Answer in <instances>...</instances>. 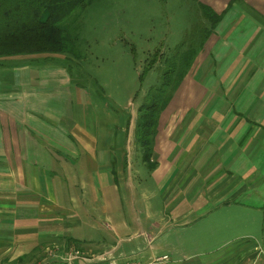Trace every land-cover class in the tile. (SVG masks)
<instances>
[{
	"label": "crops",
	"instance_id": "crops-1",
	"mask_svg": "<svg viewBox=\"0 0 264 264\" xmlns=\"http://www.w3.org/2000/svg\"><path fill=\"white\" fill-rule=\"evenodd\" d=\"M193 1L220 20L193 62L199 74L188 77L190 68L159 116L152 169L142 161L160 205L140 211L141 222L135 211L127 223L116 210L123 222L105 239L84 238L81 219L92 212L105 221L120 207L113 177L119 168L114 150L98 158L81 99L57 94L71 86L69 75L20 66L9 85H0V264H63L69 249L83 256L71 264H104L92 260L103 252L119 264H151L164 256L163 264H264V0ZM211 58L212 66L206 62ZM201 74L215 79L207 87L199 83ZM190 79L194 86L186 88ZM195 87L199 97L186 102ZM171 103L191 112L166 115ZM232 105L236 112L226 113ZM124 143L128 156L129 144L138 153L132 125ZM124 155L125 166L118 167L127 181L134 168L131 155ZM130 196L126 203L134 201ZM218 206L234 209L229 215H236L237 225L249 223L247 231L237 228L243 235L230 247L220 242L227 228L193 232L196 221L203 224Z\"/></svg>",
	"mask_w": 264,
	"mask_h": 264
},
{
	"label": "rangeland",
	"instance_id": "rangeland-1",
	"mask_svg": "<svg viewBox=\"0 0 264 264\" xmlns=\"http://www.w3.org/2000/svg\"><path fill=\"white\" fill-rule=\"evenodd\" d=\"M199 9L193 0H87L84 11L81 12L78 9L72 14L79 16L80 27L77 47L79 54L82 55L81 61H65V57L59 55L50 57V59L47 56H40L0 61V85L2 86H7L10 84L9 82H12V76L17 74L19 70L17 67L20 66L30 67V72L44 67L64 69L65 71L62 73L69 75L71 86L65 92L56 91L57 94L72 98L74 103L78 97L81 99V101L78 100L82 104L79 108H81L85 125L91 124L90 128L94 135L98 158H105L110 149L114 150L115 166L119 168L113 171V177L117 181L115 194L123 202H121L120 207L118 206V209L112 208L110 213H107L108 220L94 218L92 212L89 216L92 218H82L81 226L84 227L81 234L86 239L96 241L109 237V228L123 222L117 212L118 210L124 215L123 219L127 223L133 222L129 211H135L133 216L141 222L143 214L140 211L146 210V206L160 205L155 182L152 178L146 177L148 172L146 168H143V162L140 158L142 156L141 150L137 148L138 153H134L135 150L130 145L132 139H128L130 142L128 151L132 158L130 160L124 142L131 125L132 128L134 127L136 111L143 97L156 83V63L158 62L156 56L160 54L161 59L164 60L169 54H172L176 46L181 44L184 33L188 31L189 27L202 20ZM154 58L155 63L152 61ZM199 59V57L196 58L195 65ZM211 60L206 61L210 66L215 63L213 58ZM151 62L154 64L152 66L154 68L148 70ZM191 68L188 77H196L199 74L196 67L193 65ZM208 69H210L209 66ZM201 76L198 77L199 83L207 82V87L211 80L215 79L213 74H201ZM63 77L65 76L63 75ZM193 86L191 79L185 85L186 88ZM77 90L80 96L77 94ZM190 91L191 93L185 94L186 102H189V99L194 101V98L199 97L197 88L196 90L190 89ZM232 101L234 102V99ZM173 103L165 110L166 115L191 112L187 111V107L183 111L180 106L177 107L179 103L177 106H174ZM232 107L235 110V106L232 105L229 110L226 109V113H235L236 111L232 110ZM49 108L60 110V107L56 106ZM201 108V104L198 105L197 114L201 113ZM124 154L127 155L130 162H133L134 168L133 172L127 170V174L133 173L132 176L130 174L127 181L119 172L120 167L125 166L123 163ZM69 195L71 197V193ZM129 195L133 196L134 201L126 203V196ZM143 195L150 200L138 198ZM219 208L220 206L215 207L210 218L203 224L200 225L198 224L199 221H196V231L193 232L202 235L205 232H209L208 234L210 232L219 233L223 231L222 229L227 228V233L224 234V238L220 239V242L225 244L222 247H230L232 240L243 235L241 232H236L237 228H243L247 231L249 223L242 220L237 225L236 215H229L234 209ZM241 217L246 219L244 215ZM87 225L95 228L91 229ZM209 226L211 227L208 228ZM203 228L206 229L202 230ZM213 245L219 244L213 242ZM177 246L179 248V245ZM200 250L211 251L204 249V247ZM106 253L108 254V252H103V254Z\"/></svg>",
	"mask_w": 264,
	"mask_h": 264
},
{
	"label": "trees",
	"instance_id": "trees-1",
	"mask_svg": "<svg viewBox=\"0 0 264 264\" xmlns=\"http://www.w3.org/2000/svg\"><path fill=\"white\" fill-rule=\"evenodd\" d=\"M86 6L87 0H0V61L40 56L50 59L58 55L64 56L65 61H81L77 47L79 16L72 14L78 9L84 11ZM198 7L206 24L199 21L189 27L181 44L164 60L160 54L156 56V83L136 111L134 145L141 150L142 161L150 169L159 116L220 20V16L207 8ZM152 61L155 63V58ZM151 63L148 70L154 66Z\"/></svg>",
	"mask_w": 264,
	"mask_h": 264
},
{
	"label": "built area",
	"instance_id": "built-area-1",
	"mask_svg": "<svg viewBox=\"0 0 264 264\" xmlns=\"http://www.w3.org/2000/svg\"><path fill=\"white\" fill-rule=\"evenodd\" d=\"M83 256L80 255V253H78V251L73 250V249H69L66 251L62 262L63 264H71L73 261L77 260V259H81ZM94 260H102L104 264H119L118 262L114 261V260H109L108 259V254H99L98 256L93 257ZM168 261V257L164 256V257H160L157 258L155 260H153L151 262V264H163L164 262ZM122 264H130V262H125Z\"/></svg>",
	"mask_w": 264,
	"mask_h": 264
}]
</instances>
